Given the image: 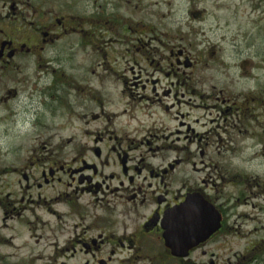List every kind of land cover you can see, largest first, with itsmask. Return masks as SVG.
Masks as SVG:
<instances>
[{
    "label": "flooded vegetation",
    "instance_id": "flooded-vegetation-1",
    "mask_svg": "<svg viewBox=\"0 0 264 264\" xmlns=\"http://www.w3.org/2000/svg\"><path fill=\"white\" fill-rule=\"evenodd\" d=\"M101 1L0 0V146L20 117L23 136L50 131L56 118H69L93 144L66 154L73 141L67 138L57 144V156L27 158L19 169L8 161L0 166V246L20 251L17 257L25 251L48 255L57 264H220L214 245L227 229L226 211L216 197L218 154L207 151L215 121L203 123L201 116L215 107L198 101L227 105L220 99L224 90L210 94L217 87L209 61L225 63L217 58V47L205 62L203 53L193 56L173 42L170 57H142L156 39L142 43L133 34L142 32L148 39L155 27L140 31L118 13L108 21ZM135 1L111 4L134 14ZM119 42L126 45L127 69L117 76L111 63L117 62L113 46ZM88 48L94 55L101 52L106 71L117 76L120 95L146 102L143 121L129 109L108 110L100 90L103 79L92 77L96 72L76 78L72 63ZM237 67L251 77L255 69L250 59ZM221 110L225 115L231 109ZM127 116L137 123L133 132L124 131L123 123L117 126ZM156 119L163 124L159 129ZM145 120L151 122L148 129ZM204 206L221 216L220 229L195 248L188 250L184 236L178 249L169 246L167 238L178 240V228L202 215ZM7 232L24 242L5 244L7 238L1 237Z\"/></svg>",
    "mask_w": 264,
    "mask_h": 264
},
{
    "label": "rangeland",
    "instance_id": "rangeland-1",
    "mask_svg": "<svg viewBox=\"0 0 264 264\" xmlns=\"http://www.w3.org/2000/svg\"><path fill=\"white\" fill-rule=\"evenodd\" d=\"M111 3L116 2H99L107 9L108 21L119 14L125 21L131 20L138 25L140 31L155 27V35L149 34L148 39L140 31L137 35L133 34V39H140L142 43L156 39L147 47L149 53L146 50L141 52L142 57L147 54L148 58L170 57L173 42L177 46L182 44L191 53H203L206 62L209 61L208 51L217 47V58L223 59L225 65H218L220 61H209L215 65V79L212 84L217 87L216 93L210 94L212 97L218 96L224 90V96H220V99L228 103L225 106L220 102L210 105L208 98L198 101L205 108L215 107L210 112H203L201 116L206 117L203 123L215 121L211 126L215 131L207 136L210 142L207 151L211 153L210 156L218 154L213 161L219 179L216 197H219L218 203L226 211L227 229L214 245L216 260L220 264H264V0H136L133 2V7H137L134 14L128 13L125 8H112ZM197 12L202 15L194 16ZM113 48H116L114 53L117 55L114 58L117 62L111 64L118 76L122 72L121 68L127 69L124 60L127 58L126 45L119 42ZM100 53L94 55L92 48H88L87 51L76 54L72 63L77 69L74 72L76 78L78 79V75H91L92 71L96 72L92 77L103 79L100 90L101 96L108 100V110L129 109L135 116L134 119L140 118L143 121L140 116L144 112L143 108L147 107L146 102L119 94L117 76L109 70L106 71V66L99 58ZM246 59L254 64L252 77L243 74L237 67ZM69 67L65 65L67 72ZM227 106L231 109L230 112L222 115L221 107ZM127 120L128 116L125 120L121 119L117 126L123 123L124 131H135V120ZM21 122L20 117L17 122L11 123L9 139L1 138L0 166L8 161L13 168L19 169L26 164L27 158L46 157L48 154L57 156V144L67 138H73V141L66 145V154L93 146L92 139L84 133L78 121L56 118L50 131L31 132L28 137L23 136ZM155 123L157 129L163 125L157 119ZM143 124L148 129L151 122L146 123L145 120ZM117 126L115 128L119 131ZM203 145L205 147V143ZM44 148L49 152L44 151ZM163 154L168 155L166 151ZM220 179H225V183ZM10 235H14V238ZM16 237L13 232H7L2 233L1 239L7 238L8 241L4 243L9 246L15 241L24 242V237ZM15 251L0 246V264H57L56 259L48 255L25 251L21 257H17L16 252H21ZM5 254L10 257L5 259Z\"/></svg>",
    "mask_w": 264,
    "mask_h": 264
},
{
    "label": "water",
    "instance_id": "water-1",
    "mask_svg": "<svg viewBox=\"0 0 264 264\" xmlns=\"http://www.w3.org/2000/svg\"><path fill=\"white\" fill-rule=\"evenodd\" d=\"M221 216L218 214L211 213V210L204 206V211L202 215L196 216L193 219L188 218L187 223L182 225V228H178L177 235L178 240L167 238V243L170 246H175L180 244L181 236L186 238L182 240H187L188 250L195 248L198 244L205 242L213 234H215L220 229Z\"/></svg>",
    "mask_w": 264,
    "mask_h": 264
},
{
    "label": "bare ground",
    "instance_id": "bare-ground-1",
    "mask_svg": "<svg viewBox=\"0 0 264 264\" xmlns=\"http://www.w3.org/2000/svg\"><path fill=\"white\" fill-rule=\"evenodd\" d=\"M7 257H9V256H7Z\"/></svg>",
    "mask_w": 264,
    "mask_h": 264
}]
</instances>
